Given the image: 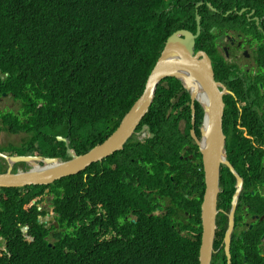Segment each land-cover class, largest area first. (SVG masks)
<instances>
[{
    "label": "trees",
    "instance_id": "trees-1",
    "mask_svg": "<svg viewBox=\"0 0 264 264\" xmlns=\"http://www.w3.org/2000/svg\"><path fill=\"white\" fill-rule=\"evenodd\" d=\"M189 1L147 0L141 5L136 0H0V96L12 93L24 103L20 116L1 115L0 133L27 135L21 145L4 146L8 155L22 154L27 147L29 154L68 160L65 143L57 140L68 134L69 146L78 155L101 144L142 94L167 38L180 29L196 32L195 4ZM205 1L218 10L219 19L209 18L215 13L206 4L200 7L202 30L194 50L205 51L212 60L213 26L247 24L243 15H225L229 10L249 7L264 17V0H217L218 7ZM177 95L180 101L190 100L177 79H164L141 125H157L165 136L171 117L164 112ZM195 109L197 131L203 109L197 102ZM190 118L188 114V127ZM6 167L0 163V172ZM18 167L26 165H15L13 172ZM86 180L94 181L96 189L87 190ZM100 182L97 163L48 186L0 187V264H198L200 238L183 239L148 222L123 225L128 243L93 236L90 244L78 240L70 249L63 237H53L49 247L48 230L31 202L46 189L63 191L53 202L61 215L58 222H70L74 237L85 240L88 229L81 218L91 214L87 200L101 202ZM23 226H29L31 241Z\"/></svg>",
    "mask_w": 264,
    "mask_h": 264
},
{
    "label": "flooded vegetation",
    "instance_id": "flooded-vegetation-1",
    "mask_svg": "<svg viewBox=\"0 0 264 264\" xmlns=\"http://www.w3.org/2000/svg\"><path fill=\"white\" fill-rule=\"evenodd\" d=\"M232 11L244 16L246 26L216 24L211 29L215 34L213 69L228 90L223 97L228 111L223 121L228 164H222L220 170L212 264H264V17L260 19L249 7H234L225 15ZM180 97L167 104L164 114L171 117V125L165 136L158 133L157 125L144 123L122 150L100 162L99 191L108 212L140 211L152 225L169 224L181 237L196 241L205 190L197 143L202 124L197 131L194 127L195 140L192 119L190 127L187 120L188 114L192 118V103L180 101ZM59 193L64 194L43 192L38 220L49 237H71L75 227L68 221L59 223L61 215L53 205Z\"/></svg>",
    "mask_w": 264,
    "mask_h": 264
},
{
    "label": "water",
    "instance_id": "water-1",
    "mask_svg": "<svg viewBox=\"0 0 264 264\" xmlns=\"http://www.w3.org/2000/svg\"><path fill=\"white\" fill-rule=\"evenodd\" d=\"M200 5L197 4L196 7ZM196 25L195 34L188 30H179L167 39L162 53L150 73L144 92L123 117L118 129L106 141L87 153L78 155L74 149L69 147V139L58 137V141L65 143L70 157L66 161L56 157L10 156L0 153V158L5 160L8 167L6 172L0 173V187L48 186L66 177L78 175L89 166L101 162L105 157L122 149L123 144L148 113L154 101L158 83L165 77H175L183 82L186 89L192 88V103L197 101L204 111V123L201 128L202 141L198 142L205 175L198 264H211L216 230L215 206L220 191V165L225 155L222 117L224 111L223 93L226 90L221 92L219 88L223 87L222 84L215 81L209 55L203 51L194 53L195 39L201 32L200 16L197 12ZM191 134L196 138L194 131ZM149 135L153 136L150 133ZM20 163L28 164L30 168L18 169L14 173L13 166ZM227 254L229 256L228 249Z\"/></svg>",
    "mask_w": 264,
    "mask_h": 264
},
{
    "label": "clouds",
    "instance_id": "clouds-1",
    "mask_svg": "<svg viewBox=\"0 0 264 264\" xmlns=\"http://www.w3.org/2000/svg\"><path fill=\"white\" fill-rule=\"evenodd\" d=\"M139 4H141V5H146V1L147 0H136ZM213 2H215L216 4H217V7H218V2H217V0H212ZM189 3L190 4H195V20H196V12L198 13V15H199V9H200V7H202L204 4H206L208 7H209V9H211L212 11H214V13H215V15L214 14H211L210 16L211 17H214V16H217V13H218V10L217 9H215L214 8V6L212 5V3L211 2H207V1H205V0H191V1H189ZM197 4H201L199 7H196V5ZM173 6H171L169 9H167V10H173ZM200 16V15H199ZM209 16V17H210ZM201 19H202V17L200 16V26H201ZM197 29V28H196ZM180 30H186V29H180ZM202 30V29H201ZM177 31H179V30H177ZM189 31V30H188ZM176 32V31H175ZM175 32H173L167 39H169ZM191 32V31H190ZM191 33H193V32H191ZM196 33V32H195ZM195 33H193V34H195ZM200 34H201V32H200ZM200 34H199V36H200ZM198 36V37H199ZM197 37V38H198ZM197 38L195 39V44H196V40H197ZM166 43V42H165ZM164 48V47H163ZM163 48H162V50H163ZM195 49V46L193 47V50ZM162 50H161V52H160V55H161V53H162ZM199 51H195L194 50V53H198ZM203 52H205V51H203ZM206 53V52H205ZM207 54V53H206ZM160 55H159V57H160ZM208 55V54H207ZM159 57H158V59H159ZM158 59H157V61H158ZM210 60H211V62H212V59L210 58ZM157 61H156V63H157ZM156 63H155V65H156ZM155 65H154V67H155ZM153 67V68H154ZM212 69H213V63H212ZM153 70V69H152ZM215 70H217V69H215ZM152 72V71H151ZM150 72V73H151ZM213 72H214V69H213ZM8 74L7 73H4L3 74V76L4 77H6ZM149 76H150V74H149ZM149 76H148V78H149ZM214 76H215V81L216 82H218V83H221L220 81L221 80H223V79H220V80H218V77L216 78V75H215V72H214ZM148 78H147V80H148ZM166 78H175V77H172V76H168V77H165V78H163L159 83H158V85H157V88H158V86L160 85V83L164 80V79H166ZM175 79H177V78H175ZM180 83H181V85L183 86V88L186 90V91H188L189 92V97L191 98V89L190 90H188V89H186L185 88V86H184V84H183V82H181V80H179V79H177ZM146 83H147V81H146ZM222 84V83H221ZM146 85V84H145ZM222 86L223 87H220L219 89H220V91L221 92H224L225 90V92L223 93V97H224V95L226 94V93H228V90L225 88V86L222 84ZM157 88H156V91H157ZM221 89H224V90H221ZM144 90H145V88H144ZM144 90H143V92H144ZM142 92V93H143ZM142 95V94H141ZM140 95V96H141ZM155 95H156V93H155ZM8 98H12L15 102H17V103H19L20 104V110L19 111H14L13 109H10L7 105H5V101L8 99ZM155 98V97H154ZM175 99V96H172L170 99H169V101H168V104H170L173 100ZM224 99V98H223ZM190 101H191V103H192V100L190 99ZM197 101H194V103H192V109H193V112H195V115H193L192 114V118H190V119H192V125H193V128H192V130H191V132L192 131H194V133H195V129H194V127L196 128V109H195V103H196ZM198 103V102H197ZM223 103H224V111H223V117H222V131H223V121H224V116L226 117L227 116V114H228V111H227V113H226V109H225V102H224V100H223ZM135 104V103H134ZM133 104V105H134ZM153 104V103H152ZM23 105H24V103H23V101L20 99V98H17L14 94H12V93H3L1 96H0V122L2 121V116L1 115H3L4 114V111L3 110H5L6 109V111H7V113L6 114H4V115H13V114H17L18 116H20V113H21V111H22V107H23ZM152 106V105H151ZM201 106V105H200ZM202 107V106H201ZM149 112V111H148ZM127 114V113H126ZM125 114V115H126ZM148 114V113H147ZM146 114V115H147ZM124 115V116H125ZM22 118V117H21ZM145 118V117H144ZM144 118H143V120H144ZM194 119V120H193ZM142 120V121H143ZM122 121V120H121ZM121 121H120V123H121ZM142 121H141V123H142ZM120 123H119V125H120ZM141 123L139 124V125H141ZM195 123V124H194ZM203 123H204V111H203V118H202V126H203ZM200 124V125H201ZM138 125V126H139ZM143 125V124H142ZM137 126V127H138ZM191 126V125H190ZM202 126H201V128H202ZM119 127V126H118ZM118 127L107 137V138H105L104 139V141H106L117 129H118ZM136 127V128H137ZM135 128V129H136ZM135 131V130H134ZM149 130H147V133H148V135H149V133L150 132H148ZM3 133V132H2ZM134 132H132V134H133ZM131 134V135H132ZM151 134V133H150ZM130 135V136H131ZM192 135V134H191ZM223 135L225 136V134H224V131H223ZM150 136V135H149ZM195 136H196V134H195ZM58 137H63V138H66V137H64V136H58ZM57 137V138H58ZM151 137V136H150ZM130 138V137H129ZM128 138V139H129ZM194 138V137H193ZM127 139V140H128ZM195 140H197V137L196 138H194ZM58 140V139H57ZM103 141V142H104ZM202 141V136H201V139L200 140H197V143L198 142H201ZM69 142H71L70 141V139H69ZM102 142V143H103ZM127 142V141H126ZM125 142V143H126ZM101 143V144H102ZM124 143V144H125ZM124 144H123V146H124ZM70 145V144H69ZM100 145V144H99ZM96 146H98V145H96ZM95 146V147H96ZM123 146H122V149H123ZM198 146H199V144H198ZM70 147V146H69ZM95 147H93V148H95ZM92 148V149H93ZM72 149V148H71ZM122 149H120V150H122ZM91 150V149H90ZM89 150V151H90ZM120 150H118V151H120ZM200 150V149H199ZM117 151V152H118ZM76 152V151H75ZM0 153H3V152H0ZM87 153V152H86ZM4 154V153H3ZM68 154V153H67ZM77 154V153H76ZM113 154V153H112ZM201 154V153H200ZM224 159H223V161H222V163H221V165H220V170H221V166H222V164L224 165V164H228L227 163V161H226V136H225V143H224ZM6 155V154H5ZM18 155H28V156H42V155H39V154H37V153H35V154H29V151H27L25 154H18ZM111 155V154H110ZM10 156H14V155H10ZM42 157H46V156H42ZM202 157V156H201ZM50 158H53V157H50ZM57 158V157H56ZM106 158V157H105ZM2 159V158H1ZM69 159H70V157H69ZM68 159V160H69ZM4 160V159H3ZM61 160V159H60ZM5 161V160H4ZM64 161H66V160H64ZM3 162V161H2ZM5 164H6V162H4ZM98 163H100V162H98ZM5 164H2L3 166H5ZM20 164H24V163H20ZM95 164H97V163H95ZM7 165V164H6ZM15 165H19V164H15ZM14 165V166H15ZM26 165V167H18V169L19 168H22V169H20V170H26V169H29L30 168V166H29V168H28V164H25ZM14 166H13V170H14ZM90 167V166H89ZM7 168L8 167H6V170H7ZM17 169V170H18ZM16 170V171H17ZM15 171V172H16ZM6 172V171H5ZM14 172V173H15ZM0 173H4V172H0ZM81 173V172H80ZM79 173V174H80ZM76 176V175H75ZM70 177V176H69ZM67 178V177H66ZM220 180V179H219ZM86 182H87V190H89V189H96V187H95V183H94V181H87L86 180ZM204 182H205V175H204ZM54 184V183H53ZM43 186H45V185H43ZM28 187V186H27ZM204 187H205V184H204ZM23 188V187H22ZM47 191H50V190H48V189H46ZM98 190H99V185H98ZM219 190H220V186H219ZM45 191V190H44ZM51 192V191H50ZM204 192H205V190H204ZM52 193V192H51ZM219 193H220V191H219ZM219 193H218V195H219ZM203 197H204V195H203ZM38 201H40V203L39 204H37V202ZM202 201H203V199H202ZM31 204L32 205H37L38 206V212L40 213V210H41V208H42V203H41V200H40V196L38 197V198H36V199H34L32 202H31ZM202 204V203H201ZM87 206H88V209H89V211H91V214L90 215H88V216H86L85 217V220H83L85 223H86V225H87V229H88V231H87V233H86V239L85 240H82V239H80V238H77V237H74V234L71 236V237H67V236H63V238H64V245H66V246H68L70 249L71 248H73L76 244H77V242L76 241H78V240H81V241H84L86 244H90L91 242H92V237L93 236H95V238H99V237H103V240H100V241H108V242H110V241H113V240H116V239H120V240H122L124 243H128V242H130L129 241V239L125 236V235H123V232H121V230L123 229V225L124 224H128V226L129 225H131V224H134V225H139V224H141L142 222H148L150 225H152L150 222H149V220H148V218H147V216H144L143 215V212H140V211H135V212H131V213H110V212H108L104 207H103V205H102V202H97V203H95V204H93V203H91L89 200H87ZM144 211V210H143ZM105 213H107L108 214V216H106L105 215ZM199 215H200V212H199ZM198 215V216H199ZM216 215H217V213H216ZM138 218V220H137V218ZM131 219H133V220H131ZM39 221V220H38ZM40 223V222H39ZM215 223H216V218H215ZM41 224V223H40ZM198 224H200V227H199V229H201V231H202V228H201V216H200V218H199V220H198ZM42 225V224H41ZM78 225H80V223L78 224ZM161 225L163 226V227H168L170 230H173V231H175V229L174 228H170V225L169 224H165V223H161ZM153 226H155V225H153ZM216 228H217V226H216ZM191 229H193V230H196L195 228H191ZM199 229L197 230V231H199ZM28 230H29V226H23L22 227V232H23V234H24V236L26 237V239H28V240H30L31 241V238L29 237V236H27V233H28ZM200 231V232H201ZM75 233V232H74ZM175 233H177L176 231H175ZM178 234V233H177ZM215 234H216V230H215ZM179 235V234H178ZM180 236V235H179ZM181 237V236H180ZM181 238H183V237H181ZM46 239L47 240H49V244H48V246L49 247H51L52 246V243L54 242V239H53V237H46ZM183 239H187V238H183ZM99 240V239H98ZM187 240H194V238H192V239H187ZM198 240V239H197ZM196 240V241H197ZM200 243H201V239H200ZM214 243L215 242H213V246H214ZM199 247H200V244H199ZM213 249H214V247H213ZM67 250V247H66V249H65V251ZM212 256H213V253H212ZM211 264H212V261H211Z\"/></svg>",
    "mask_w": 264,
    "mask_h": 264
},
{
    "label": "rangeland",
    "instance_id": "rangeland-1",
    "mask_svg": "<svg viewBox=\"0 0 264 264\" xmlns=\"http://www.w3.org/2000/svg\"><path fill=\"white\" fill-rule=\"evenodd\" d=\"M5 105H7L10 109H13L14 111H19L20 110V104L15 102L12 98H8L6 101H5ZM4 111V114L7 113L6 109L3 110ZM64 135V133H63ZM27 137L26 134L24 133H19L17 135H9L7 133H0V150L3 151L4 154L8 155L9 153V150H8V147H4V146H8L10 144L12 145H21L25 138ZM64 137H66L67 139H70L71 136L68 134V135H65ZM22 154H25L27 152V147L23 148L22 150ZM1 164H5L4 162L0 161ZM5 166H7L5 164ZM28 168H29V165H27ZM19 169H22V168H19Z\"/></svg>",
    "mask_w": 264,
    "mask_h": 264
},
{
    "label": "bare ground",
    "instance_id": "bare-ground-1",
    "mask_svg": "<svg viewBox=\"0 0 264 264\" xmlns=\"http://www.w3.org/2000/svg\"><path fill=\"white\" fill-rule=\"evenodd\" d=\"M217 199H218V195H217ZM217 199H216V206H217ZM216 206H215V210H216V213H217V208H216ZM98 239H99V240H103V237H99Z\"/></svg>",
    "mask_w": 264,
    "mask_h": 264
}]
</instances>
